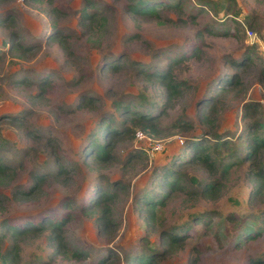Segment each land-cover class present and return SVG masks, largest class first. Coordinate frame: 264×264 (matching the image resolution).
<instances>
[{"label": "rangeland", "instance_id": "rangeland-1", "mask_svg": "<svg viewBox=\"0 0 264 264\" xmlns=\"http://www.w3.org/2000/svg\"><path fill=\"white\" fill-rule=\"evenodd\" d=\"M139 1L154 3L153 10H132ZM84 7L94 18L83 24ZM55 32L54 41L44 39ZM28 45L34 49L22 50ZM224 74L235 84L214 90ZM262 78L264 0H0V164L7 166L0 173V235L5 220L67 218L61 247L51 242L49 226L17 237V264H122L126 255H159L161 232L171 230L184 234L183 246L158 264H190L197 250V264L264 260V195L247 200L249 175L264 165V149L246 160L236 137L254 120L243 119V105L260 102ZM209 98L214 126L197 107ZM141 114L155 119L156 141H134L124 132ZM102 118L116 131L109 137L113 160L97 167L83 150ZM207 131L229 135L232 159L224 150L215 175L182 167L179 188L156 208L150 232L136 194L158 191L155 169L170 163L181 139ZM155 145L161 149L153 152ZM212 180L223 185L217 199L194 191ZM96 185L113 197L104 235L96 222L100 209L90 200ZM254 229L260 234L246 238ZM9 236L0 240L2 252L13 242Z\"/></svg>", "mask_w": 264, "mask_h": 264}, {"label": "trees", "instance_id": "trees-1", "mask_svg": "<svg viewBox=\"0 0 264 264\" xmlns=\"http://www.w3.org/2000/svg\"><path fill=\"white\" fill-rule=\"evenodd\" d=\"M27 3V0H25ZM144 2H135L131 4L132 10L134 11H145L150 12L153 6H148ZM139 8V9H137ZM85 7L81 10L80 22L84 24V20L91 22L93 20V15L85 12ZM48 16L50 15L47 13ZM6 21V18H2V21ZM61 32H59L60 34ZM11 42L14 41V37L16 36L13 32L10 33ZM58 33L50 35L47 34L45 36V40L50 42L57 39ZM63 41V39L61 40ZM32 45L23 46L22 50H33ZM169 76L167 72L163 77ZM234 76L231 74H224L220 76L217 82L214 84V90L223 91L222 85H229L231 87L235 84L236 80H234ZM235 82H234V81ZM44 81H48L46 78L40 80V83L44 84ZM264 82V78L261 80ZM19 83H23V80H19ZM42 84V85H43ZM222 84V85H221ZM221 85V86H220ZM210 97H214L211 95ZM200 100L198 102L197 107L200 115H204L207 121L205 122L207 125L214 126V120L216 121L217 111L216 107L209 109L208 102L214 100L215 98H209ZM243 119L245 120L247 117L254 118L251 122H248L244 129L241 130V134L236 135L239 139H242V144L244 146V157L247 160H252L256 154H258L262 149H264V110L261 107L260 102L256 101L253 104L243 105ZM208 111V114L204 113ZM213 117H211V115ZM110 118H102L98 123L97 130L94 132L95 136L90 140L87 144L86 148L83 150L85 161L88 162L91 158H93L94 164L101 167H105V163H109L113 160L112 155V143L109 140L110 135H112L116 130H114L113 126L107 124L110 123ZM155 119L153 117H149L147 115H139L133 122L130 128H124V132L126 131L128 136H132V139L136 141V133L141 132L147 138L152 141H156V135H158L157 125L155 124ZM106 124V127H105ZM215 129V127H214ZM262 133H259V132ZM211 131H207L205 133L195 132L192 136L186 137V140H183V145L168 158L169 164H164L161 167H157L153 174V183L158 187V191L152 189V187L144 188V190H140L138 194H136L135 202L138 206L139 216L144 219L147 224L148 230L151 232L157 225V211L156 208L165 203V198L169 193L179 188L180 181L182 180L184 173V167L190 169L195 166H201L204 168L206 172L210 175H215L219 172L221 166L222 152L227 150V157L232 159V154H229V149L227 145H229V135L224 134L222 132H214L213 137H210ZM100 134V138L97 135ZM103 142H101V140ZM223 148V149H222ZM143 152V151H142ZM145 153V152H144ZM146 154V153H145ZM147 155V154H146ZM145 155V156H146ZM253 161V160H252ZM255 163V162H253ZM227 168V167H226ZM7 170V166L0 164V173H3ZM61 170V167L58 169ZM223 174V173H221ZM41 179V176H38L36 180ZM249 180L251 183V190L248 195V202L260 201L262 195H264V165L256 168L249 175ZM116 183H114L115 185ZM222 184L218 182V180L212 181H201L196 185V189L194 191L201 197L205 199H217L222 191ZM164 189L162 192L161 190ZM32 190V189H31ZM30 191L21 192L28 196ZM93 194L91 195V204L100 209V215L96 219L98 224V228L100 234L104 235L106 233V229L109 227L108 212H110L113 197L106 192H104L99 185H96L93 189ZM67 218L64 217L61 220H57L53 222V217L44 216L38 221H33L28 219L23 222L21 225H13L9 223L7 220L3 222V227L5 229V233L0 235V240L3 238V235L8 236L12 239V243L6 246L3 252L0 250V264H17L16 260L18 258V249L16 246L17 237L28 234V233H42L47 227L51 228V231L54 233L53 236H50V240L53 244H59L61 247V237H60V228L64 226V222H66ZM199 220L195 219V222ZM107 223V224H106ZM176 228L175 230H177ZM251 229V228H250ZM180 230H183L182 228ZM178 230V231H180ZM260 234L259 230L254 229L253 233L247 235L246 238H253L256 235ZM254 235V236H253ZM161 244L162 251L158 255V252L152 253H137L132 257L126 255L122 264H158L159 257L172 254L176 252L183 246L184 242V234L173 233L169 231L161 232ZM186 237V236H185ZM194 251V250H193ZM114 253V252H113ZM76 257H78L76 255ZM130 257V258H128ZM199 259L198 250L195 252V257L190 259V264H197ZM106 263V260L102 259L99 264ZM108 264V263H106ZM248 264H264L263 259H250Z\"/></svg>", "mask_w": 264, "mask_h": 264}, {"label": "built area", "instance_id": "built-area-1", "mask_svg": "<svg viewBox=\"0 0 264 264\" xmlns=\"http://www.w3.org/2000/svg\"><path fill=\"white\" fill-rule=\"evenodd\" d=\"M248 35H249V38L250 39H254L255 38V34L254 33H252L251 31H249L248 32ZM260 103H261V105L264 107V95L261 97V99H260ZM136 140L137 141H151L152 142V140H150L149 138H147L143 133H141V132H137L136 133ZM181 141V144H183V140L181 139L180 140ZM161 149V146H159V145H155V147H153L152 148V151L154 152V151H156V150H160Z\"/></svg>", "mask_w": 264, "mask_h": 264}]
</instances>
